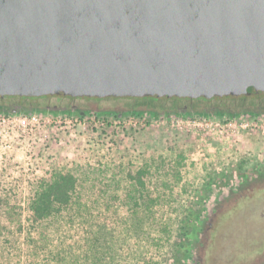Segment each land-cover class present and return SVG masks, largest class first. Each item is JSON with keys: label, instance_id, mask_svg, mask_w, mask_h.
<instances>
[{"label": "rangeland", "instance_id": "obj_1", "mask_svg": "<svg viewBox=\"0 0 264 264\" xmlns=\"http://www.w3.org/2000/svg\"><path fill=\"white\" fill-rule=\"evenodd\" d=\"M138 102L155 104L152 98ZM220 102L256 106L264 94L211 101ZM4 157H13L5 171ZM183 157L180 180L162 192L154 186L148 195L136 184L141 167ZM51 166L78 176L74 203L41 222L24 216L21 226L0 205V264H180L188 221L205 198L227 177L264 172V116L0 114V174L13 189L7 192L12 201L22 202L27 179ZM202 247L200 264H251L264 254V188L219 214Z\"/></svg>", "mask_w": 264, "mask_h": 264}, {"label": "water", "instance_id": "obj_2", "mask_svg": "<svg viewBox=\"0 0 264 264\" xmlns=\"http://www.w3.org/2000/svg\"><path fill=\"white\" fill-rule=\"evenodd\" d=\"M251 93H264V0H0L2 96ZM36 113L84 115L28 110ZM126 114L157 116L125 109L119 118ZM159 116L195 115L164 110ZM256 188H264V172L254 169L227 177L205 198L192 215L180 264H200L217 216ZM251 264H264V254Z\"/></svg>", "mask_w": 264, "mask_h": 264}, {"label": "trees", "instance_id": "obj_3", "mask_svg": "<svg viewBox=\"0 0 264 264\" xmlns=\"http://www.w3.org/2000/svg\"><path fill=\"white\" fill-rule=\"evenodd\" d=\"M239 96L245 97L246 95L241 94ZM12 160L13 157L2 159L4 171L5 163L9 161L8 164H10ZM186 164L187 161L183 157L168 163L160 162L154 166L145 165L140 168L136 175V184L144 188L148 195L153 194L152 187L154 186L158 192H162L167 183L180 180L182 168ZM5 176V173L0 174V205L6 206L9 219L13 221L14 218L20 226L24 216L36 223L63 213L74 203L79 186V178L72 170L60 166H51L45 173L33 174L27 179L22 202H17V200L12 201L14 199L10 198L12 194L7 193L13 192V189L4 186ZM192 220L191 217L188 221V228H191ZM189 232L188 229L185 230V238H188Z\"/></svg>", "mask_w": 264, "mask_h": 264}, {"label": "flooded vegetation", "instance_id": "obj_4", "mask_svg": "<svg viewBox=\"0 0 264 264\" xmlns=\"http://www.w3.org/2000/svg\"><path fill=\"white\" fill-rule=\"evenodd\" d=\"M263 95L264 93H251L245 95ZM241 95V94H240ZM235 96V95H234ZM223 98L220 96H214L210 99H207L203 96L197 98L189 97H154V96H143V97H133V96H71L64 94H46L41 96H24V95H0V112L11 115V113L22 111L23 114H28L29 109H52V108H66L67 110L74 109L75 111H82L83 116L89 115H103V116H114L119 118V114H122L125 109H137L141 111H153L155 115H159L160 112L164 110H171L172 112L181 111L183 114L193 113L195 116L207 115L209 113L221 114L222 116L238 117L245 115H254L258 118L264 116V104L251 106H230L227 102H220L213 104L215 98ZM143 98H152L155 100V104H140L138 100ZM174 100L177 102L188 103L177 105L173 109H168L164 107V100ZM101 100H104L105 103H99ZM129 100H136V104H124ZM204 100L205 102L200 105V107L195 106V101ZM163 106V107H162ZM81 116V115H80ZM189 249L185 250L184 253L188 254Z\"/></svg>", "mask_w": 264, "mask_h": 264}, {"label": "built area", "instance_id": "obj_5", "mask_svg": "<svg viewBox=\"0 0 264 264\" xmlns=\"http://www.w3.org/2000/svg\"><path fill=\"white\" fill-rule=\"evenodd\" d=\"M4 115H6V114H4ZM6 147H10V145H9V144H7V145H6Z\"/></svg>", "mask_w": 264, "mask_h": 264}]
</instances>
